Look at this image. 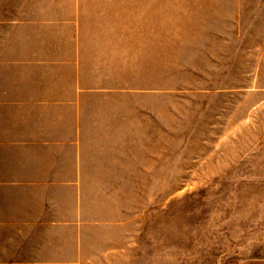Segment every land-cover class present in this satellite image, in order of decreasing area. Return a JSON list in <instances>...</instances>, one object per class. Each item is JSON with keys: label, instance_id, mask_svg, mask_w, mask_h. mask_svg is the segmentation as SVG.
Listing matches in <instances>:
<instances>
[{"label": "rangeland", "instance_id": "374dc122", "mask_svg": "<svg viewBox=\"0 0 264 264\" xmlns=\"http://www.w3.org/2000/svg\"><path fill=\"white\" fill-rule=\"evenodd\" d=\"M1 9L14 40L76 54L52 76L90 91L84 108L102 124L92 158L106 174L84 177L75 222L13 227L0 264H264V0Z\"/></svg>", "mask_w": 264, "mask_h": 264}, {"label": "crops", "instance_id": "0c3cea01", "mask_svg": "<svg viewBox=\"0 0 264 264\" xmlns=\"http://www.w3.org/2000/svg\"><path fill=\"white\" fill-rule=\"evenodd\" d=\"M0 12L1 258L14 254L13 227L75 222L86 199L84 177L106 172L92 158L91 129L102 124L84 108L81 97L90 91L55 86L52 76L58 64L73 63L76 54L60 57L52 45L14 40L11 15ZM51 242L42 246L49 249L46 255L54 254Z\"/></svg>", "mask_w": 264, "mask_h": 264}, {"label": "clouds", "instance_id": "9594fccd", "mask_svg": "<svg viewBox=\"0 0 264 264\" xmlns=\"http://www.w3.org/2000/svg\"><path fill=\"white\" fill-rule=\"evenodd\" d=\"M257 241L255 239H249L245 246L241 248V251H247V253L250 255L252 249L257 245Z\"/></svg>", "mask_w": 264, "mask_h": 264}]
</instances>
